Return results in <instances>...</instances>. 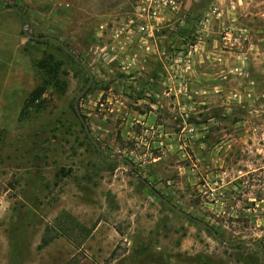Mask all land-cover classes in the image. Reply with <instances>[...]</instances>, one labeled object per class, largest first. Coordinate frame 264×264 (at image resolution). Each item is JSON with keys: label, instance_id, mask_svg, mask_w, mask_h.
Listing matches in <instances>:
<instances>
[{"label": "rangeland", "instance_id": "rangeland-1", "mask_svg": "<svg viewBox=\"0 0 264 264\" xmlns=\"http://www.w3.org/2000/svg\"><path fill=\"white\" fill-rule=\"evenodd\" d=\"M152 1L0 0V264H264V170L191 185L123 131L142 81L208 73L234 118L256 111L242 159L264 153V0H168L155 18ZM25 28L92 73L90 138L87 73Z\"/></svg>", "mask_w": 264, "mask_h": 264}, {"label": "crops", "instance_id": "crops-1", "mask_svg": "<svg viewBox=\"0 0 264 264\" xmlns=\"http://www.w3.org/2000/svg\"><path fill=\"white\" fill-rule=\"evenodd\" d=\"M154 71L146 67L144 77ZM153 75L156 76L155 72ZM204 82L182 84L167 78L142 81L137 88L140 91L138 99L124 98L129 108L125 110L128 119L123 131L128 139L139 140L140 145L146 148V155L148 151H162L163 157L155 156L149 165L161 170H175L180 180L192 185L200 177L202 180L217 177L228 180V184L238 185L236 181L243 176L264 170L262 151L253 153L254 158L261 156L259 161L252 157L249 161L242 159L244 146L249 145V139H254L248 126L253 117L249 119L246 115L256 111L249 108L245 116L234 118L235 105L225 99L222 80L207 73ZM133 90V87L127 89L128 93ZM130 106H139L141 111L135 113ZM199 117H204V120ZM229 119L231 122L226 125L224 121ZM134 123L137 132L131 128ZM166 157L171 160L167 161Z\"/></svg>", "mask_w": 264, "mask_h": 264}, {"label": "water", "instance_id": "water-1", "mask_svg": "<svg viewBox=\"0 0 264 264\" xmlns=\"http://www.w3.org/2000/svg\"><path fill=\"white\" fill-rule=\"evenodd\" d=\"M23 34L25 35V37H27L28 39L30 40H33V41H51L55 44H57L58 46H60L62 48V50L68 55L70 56L80 67H82L84 69V71L87 73L88 77H89V81H88V84L87 86L85 87V89L81 92V94L74 100V110H75V113L79 119V121L81 122V124L84 126L86 132H87V128L85 126V123H84V120L83 118L81 117L80 113H79V110L77 108V102L81 99L82 96L85 95V93L89 90V88L91 87L92 83H93V75L92 73L88 70V68L83 64L81 63V61L71 53V51L69 50V48L67 46H65L61 41L57 40V39H54L52 37H48V36H34V35H31L28 33L27 29L25 28L23 30ZM87 135L88 137L90 138V135L89 133L87 132ZM99 150V149H98ZM143 183H145L143 181ZM145 185L147 186V188L156 196L158 197L164 204H166L167 206H169L170 208L174 209L173 207H171V205L169 203H167L164 199H162L159 194H157L156 192H154V190L149 186V184L145 183Z\"/></svg>", "mask_w": 264, "mask_h": 264}, {"label": "built area", "instance_id": "built-area-1", "mask_svg": "<svg viewBox=\"0 0 264 264\" xmlns=\"http://www.w3.org/2000/svg\"><path fill=\"white\" fill-rule=\"evenodd\" d=\"M152 2H153L152 7H150L149 9L151 10V14L154 18H155V15L158 13L160 7L165 8L168 5H173L172 2L168 0H154Z\"/></svg>", "mask_w": 264, "mask_h": 264}, {"label": "trees", "instance_id": "trees-1", "mask_svg": "<svg viewBox=\"0 0 264 264\" xmlns=\"http://www.w3.org/2000/svg\"><path fill=\"white\" fill-rule=\"evenodd\" d=\"M39 44L41 43V42H38ZM44 63V62H43ZM47 64V63H46ZM54 74V70L51 68L50 69V71H49V74ZM43 92L44 91H42L41 89H39V90H36V91H34L32 94H31V100L34 102V101H36V100H38V99H40L41 98V96H42V94H43Z\"/></svg>", "mask_w": 264, "mask_h": 264}]
</instances>
